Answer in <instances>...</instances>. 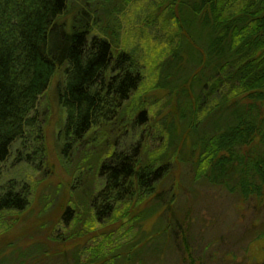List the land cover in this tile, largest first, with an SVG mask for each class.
<instances>
[{"label":"trees","instance_id":"1","mask_svg":"<svg viewBox=\"0 0 264 264\" xmlns=\"http://www.w3.org/2000/svg\"><path fill=\"white\" fill-rule=\"evenodd\" d=\"M108 5L112 3L104 0H0V173L17 140H22L18 150L27 152L23 160L18 156L21 161L44 158L39 104L63 67L57 98L67 112L60 133L67 141L64 167L73 166L69 152L76 146L74 139L79 142L90 131L108 127L140 91L146 81L145 63L135 49L120 45L117 28L110 27L115 8ZM161 8L176 18L180 36L163 60L166 70L151 85L158 89V99L151 100L156 97L151 89L137 97L135 121L142 129L135 136L141 140L128 150L110 149L99 156L98 172L93 174L85 175L83 165H75L85 176L77 173L79 178L70 185L58 213L62 221L73 210L74 222L83 228L87 222L94 229L115 213L131 218L132 225L143 220L136 210L148 201V216L167 211L168 222L154 235L155 242L159 235L178 237L185 232L188 220L178 218L173 194L179 163L190 165L196 178L212 184L230 187L231 178L238 179L235 186L244 197L257 194L264 185V0H164ZM191 40L200 44L193 48L198 58L185 48ZM186 58L193 69L183 74ZM193 62L201 70L196 76ZM161 96L166 105L155 113ZM216 112L226 113L223 123L207 128ZM143 137H148V144ZM26 139H34L33 144L27 145L31 141ZM33 168L40 170L39 165ZM169 178L173 184L165 185ZM38 187L36 181L18 189L11 183L0 193V213L31 208ZM89 188L97 194L85 207L73 195L81 192L82 198L90 199ZM165 193L174 195L167 205ZM64 226L74 229L68 222ZM63 234L76 238V232ZM53 238L57 243L59 237ZM106 242L95 246L91 261L101 257L109 246ZM184 247L195 264L187 242Z\"/></svg>","mask_w":264,"mask_h":264},{"label":"rangeland","instance_id":"2","mask_svg":"<svg viewBox=\"0 0 264 264\" xmlns=\"http://www.w3.org/2000/svg\"><path fill=\"white\" fill-rule=\"evenodd\" d=\"M104 1L112 3L108 6L115 8L110 27L117 28L116 38L120 45L135 49L145 63L146 81L140 91L151 89V96H156L158 89L151 85L157 82L159 73L166 70L163 63L174 48L171 46L176 45L180 36L176 18L169 14L168 9L162 10L161 4L164 0ZM192 33L198 34L197 30ZM199 47L200 44L194 40H191L189 46L185 45V48L194 54L193 58L199 57L198 51L193 49ZM189 60L186 58L181 63L183 74L193 69L188 65ZM158 65H162L160 71L155 70ZM194 67L192 75L196 76L201 70L196 68L195 63ZM64 72L65 67L52 80L39 104L44 137L40 139V147L43 142L44 158L33 159L32 162L21 161L20 158L23 160L27 152L18 150L22 140H17L12 146L10 156L2 165L0 193L6 191L11 183L18 189L36 181L39 187L31 208L20 213H0V264H191L184 247L186 242L195 264H264V185L257 194L244 197L238 191V186H235L238 179L231 178L230 187L212 184L196 178L191 166L184 162L179 163L176 168L177 179L173 185L178 218L188 220L184 234L178 237L165 233L162 235L169 238H159V235L157 240L153 241L154 235L159 234L160 229L162 231L166 226L168 217L165 208L148 216V201L136 210L137 214L140 213L139 216L144 217L143 220L132 225H129L131 218H120L122 213H115L109 219L102 218L101 223H96L94 229L93 225H88L87 222L84 228L81 227L82 224L75 223L76 214L73 210L64 216L63 221L59 219L66 203V193L71 191L70 185L74 179L79 178L77 173L81 174L78 172L79 167L75 165H83L85 175L93 174L98 172L96 162L98 165L99 156H103L110 149V152L113 149L128 150L132 147L131 144L134 146L141 140L135 136L139 137L142 129L135 117L139 113L136 106L137 97L144 95L139 90L134 92L126 102L129 103L125 107L126 112L114 116L108 127L90 131L83 139H79V142L74 139L72 145L76 146L70 148L72 152L69 153L72 154V165L75 167H64L61 162H65L62 150L67 141L60 133L67 112L57 98V85ZM152 99L158 98L156 96L151 97ZM161 99L162 96L159 102L154 104L155 113L166 105L165 98ZM146 115L148 119V113ZM224 117L225 112L213 113L208 119L207 128L213 129L215 125L222 124ZM26 140L32 142H27V145L33 144L34 139ZM143 142L148 144V137H143ZM245 150L248 151L247 148ZM144 151L145 154L148 153ZM94 152L97 156L92 154ZM38 165L40 172L33 168ZM171 184L173 181L169 178L165 185ZM90 189V199L88 196L82 198L84 195L81 192H77L73 198L88 207L92 204V197L97 194L94 188L88 190ZM164 189L169 190L168 187ZM174 195L165 193V203ZM87 218L85 215L84 220ZM161 221H165V224ZM66 222L74 227L72 231L66 230ZM83 229V232H79ZM69 232H76V238H64L63 233ZM174 234L172 232V235ZM53 235L54 240L59 237L57 243L52 242ZM106 235H110L109 238H106ZM61 236L63 242L67 240L64 244L61 242ZM106 241L109 246L104 247V253L99 254L101 257L95 256L91 261L96 247L101 242L107 243ZM153 243L155 248H150Z\"/></svg>","mask_w":264,"mask_h":264}]
</instances>
